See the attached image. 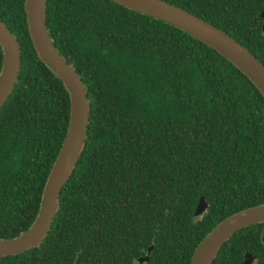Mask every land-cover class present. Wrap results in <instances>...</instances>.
<instances>
[{"label": "trees", "instance_id": "trees-1", "mask_svg": "<svg viewBox=\"0 0 264 264\" xmlns=\"http://www.w3.org/2000/svg\"><path fill=\"white\" fill-rule=\"evenodd\" d=\"M215 24L264 62V0H166ZM26 0H0L18 38V83L0 111V238L36 222L67 136L71 94L30 37ZM56 47L79 72L88 137L40 246L0 264H192L220 222L264 203V95L191 34L113 0H47ZM4 53L0 44V76ZM201 196L209 206L200 216ZM264 223L214 264H264Z\"/></svg>", "mask_w": 264, "mask_h": 264}, {"label": "water", "instance_id": "water-1", "mask_svg": "<svg viewBox=\"0 0 264 264\" xmlns=\"http://www.w3.org/2000/svg\"><path fill=\"white\" fill-rule=\"evenodd\" d=\"M113 1L165 21L201 40L239 68L264 95V62L215 24L166 0ZM46 2L47 0H26L29 32L38 57L63 80L70 91V123L62 149L48 176L42 208L36 222L16 238H0V256L3 257L18 255L42 244L51 230L63 188L74 173L88 137L92 105L87 88L79 72L63 57L51 38L47 24ZM262 16L264 18V12ZM0 44L4 53L0 76L1 111L18 83L22 65L20 42L2 19H0ZM208 206L205 196H201L196 208V216L202 215ZM257 223H264V203L243 209L220 222L196 248L192 264H214L224 245L236 233ZM152 249L153 247L150 248L149 255ZM149 255L141 257L139 264H146ZM255 259L256 256L247 251L242 264H253Z\"/></svg>", "mask_w": 264, "mask_h": 264}, {"label": "flooded vegetation", "instance_id": "flooded-vegetation-1", "mask_svg": "<svg viewBox=\"0 0 264 264\" xmlns=\"http://www.w3.org/2000/svg\"><path fill=\"white\" fill-rule=\"evenodd\" d=\"M244 260H245V259H244ZM255 261H256V259H255ZM255 261H254V263H255ZM243 262H244V261H243ZM254 263H253V264H254Z\"/></svg>", "mask_w": 264, "mask_h": 264}]
</instances>
